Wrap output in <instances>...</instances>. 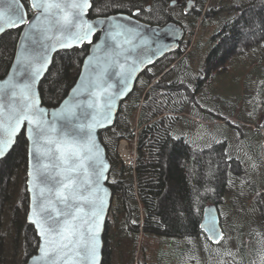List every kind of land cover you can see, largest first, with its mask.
I'll return each mask as SVG.
<instances>
[{
    "label": "trees",
    "instance_id": "trees-1",
    "mask_svg": "<svg viewBox=\"0 0 264 264\" xmlns=\"http://www.w3.org/2000/svg\"><path fill=\"white\" fill-rule=\"evenodd\" d=\"M22 1L31 15L29 0ZM170 1L93 0L90 13L94 17L125 12L159 25L173 19L188 29L193 46L196 41L204 40L201 31H207L204 45L211 46L205 48L206 65H216L209 72L211 83L222 86L219 92H205L207 89L199 82L195 86L189 83L192 82L190 59L195 50L183 57L179 54L173 57L180 50L167 54L139 78L135 90L122 102L115 125L101 131V140L112 163L109 185L114 193L105 245L112 241L119 246L114 239L116 234L127 237L130 264H134L136 257L140 264L143 253H147L144 264H176L178 252L182 251L178 240L188 237L195 242L202 238L209 246L217 245L219 250L210 249L209 256L212 260L216 257L218 262L219 245L228 233L227 223L221 212L225 236L221 243L212 245L201 229L205 206L217 203L221 210L227 198L238 200L241 196V200L245 196L246 192L238 194L239 186H245L237 185L239 176L232 172L236 162L244 164L243 157L252 168L259 169L258 177L263 179L264 175V0H244L232 6L229 15L219 18L215 17L222 14L220 0H202L209 3L210 9L197 14L192 25L168 13ZM20 32L21 28L14 29L0 37V77L12 65ZM89 50L90 45L84 44L56 55L41 84L44 104L56 106L63 100L76 82ZM156 65L161 67L148 76ZM224 102L228 103L227 109ZM218 114L229 125H224L223 119H216ZM223 127L233 140L238 137L243 154L231 152L226 141L219 140ZM137 129L136 165H126L118 145L123 138L133 143ZM27 169L28 143L22 134L11 153L0 161V264H25L38 249L37 233L27 222ZM254 180L255 176L251 181ZM168 186H172V191L166 192ZM141 210L148 228L142 233ZM247 232L249 235H237L242 252L245 248L241 237L254 235L251 230ZM110 250L111 246L105 249L104 264H109ZM227 259L230 263L236 260Z\"/></svg>",
    "mask_w": 264,
    "mask_h": 264
},
{
    "label": "water",
    "instance_id": "water-1",
    "mask_svg": "<svg viewBox=\"0 0 264 264\" xmlns=\"http://www.w3.org/2000/svg\"><path fill=\"white\" fill-rule=\"evenodd\" d=\"M29 5L31 15L22 0H0V37L21 28L12 65L0 77V161L24 134L27 222L39 238L25 264H104L114 193L101 131L115 125L139 78L181 49L187 30L175 20L152 24L125 12L92 17L93 0ZM194 5L189 0L187 10ZM84 44L90 50L76 82L58 105L44 104L41 84L56 55ZM201 229L211 242L223 240L217 203L205 206Z\"/></svg>",
    "mask_w": 264,
    "mask_h": 264
},
{
    "label": "rangeland",
    "instance_id": "rangeland-1",
    "mask_svg": "<svg viewBox=\"0 0 264 264\" xmlns=\"http://www.w3.org/2000/svg\"><path fill=\"white\" fill-rule=\"evenodd\" d=\"M244 0H220L221 4V10L222 14L217 15L215 18L224 17L226 15H229L231 13L230 9L232 6H235L236 4L242 3ZM209 3H204L202 0H198V3L194 6L191 13H186L183 11L181 7L172 9V15L174 18L182 19L187 24L192 25V21L194 20L195 16L197 14H204L207 10H209ZM200 22V21H199ZM185 39L182 42L180 53H177L176 55L173 54V57L176 58L177 55L183 57L186 55L190 50L194 51L195 53L193 57H191L190 61L192 63L191 65V81L189 83L200 84V86H205L204 88L207 89L205 92H219L222 88L221 85H219L217 82L216 84L211 83L212 82V75H209L210 70H214L216 68V65H213V63L206 65V54H205V48H209L211 45H204L206 44L205 36L208 35L207 31L203 30L200 33V37H202L204 40L196 41L195 46H193V39L189 40V32L188 29ZM186 47V49H183V47ZM209 53V50H208ZM208 55V54H207ZM177 62V61H176ZM173 63V64H176ZM161 66L156 65L152 70H149L148 76L154 74L156 71L159 70ZM217 70V69H216ZM215 72H218L215 71ZM221 73V72H220ZM215 77L214 79H216ZM161 79V76H159L158 80ZM219 79V78H217ZM208 80V82H207ZM222 81V80H221ZM224 83V81H222ZM235 100L236 97H232V100ZM223 106L227 109L228 103L224 102ZM216 116V114H213ZM216 119H223L225 121L224 125L228 124L229 121L224 119V117L221 116V114H218V117ZM195 121H199L197 118ZM219 121V120H218ZM232 127V124H230ZM235 127V125H233ZM233 128V127H232ZM237 129V127H235ZM223 131L220 132V139L226 141V147L228 149H231V152L233 153H241L242 151L239 142L238 137H235L233 140L231 137H229L225 131L224 127L222 128ZM241 130V129H240ZM232 132V131H231ZM229 137V138H228ZM232 139V140H230ZM119 152V151H118ZM120 154V153H119ZM120 157L122 158L121 154ZM244 158V164H241L239 162H236V165H233L232 172L236 174V176H239L237 180L238 184H244L245 188L242 186H239L240 190L238 194H242L243 192H246L245 196H242V199H240L241 196L238 197V200L234 198V200L231 199V197L227 198L225 203L223 204L224 207L221 208L220 213L223 212V217L226 219V229H228V233L226 235V240L223 242L220 246V253L217 257L212 260L209 256V250L212 251L219 250L218 246L213 245L217 243L211 242L213 246H209L202 238H197L196 242L194 238L188 237L184 239L178 240V245L182 247V251L178 252L177 256V262L176 264H253V261H256V264H262L261 262H264V182H261L260 177L257 176V172L259 169H254L251 167L249 161ZM259 174V173H258ZM256 177V180L251 181L253 177ZM227 179V178H226ZM264 181V175L263 179ZM234 181V183H237ZM172 187V186H171ZM170 186L167 187L166 192L172 191L173 188ZM238 188V187H237ZM238 188V189H239ZM233 197V196H232ZM114 201V198H113ZM237 201V205H236ZM233 204V205H232ZM113 205V204H112ZM245 207H250V209H246ZM141 221L139 225L140 233L146 232L148 228L145 224V213L141 210ZM222 214V213H221ZM247 230H251L254 235L252 234L248 237ZM240 233L247 234L244 235L241 240V243L243 244L245 251L242 252L239 245L237 244V235L239 236ZM145 235V234H144ZM207 235V234H205ZM208 237V236H207ZM108 238V237H107ZM143 236L140 237V241ZM115 241L118 240V245L115 246V244L111 241L106 243L105 249L109 250L111 246L110 253L108 252L107 260L109 264H130L131 263V249L128 247V240L127 237H124L120 234L114 235ZM117 239V240H116ZM147 236L145 235V243L147 244ZM222 242V241H221ZM220 242V243H221ZM193 243V244H192ZM141 242L139 243V247ZM151 246V245H150ZM149 251L151 252V257L153 258V252L152 247ZM154 246V245H153ZM138 247V249H139ZM166 248V247H165ZM187 249V251L185 250ZM228 251V253L225 254V252ZM147 253H143L140 255V264L145 263V257ZM227 257L235 258L236 260L232 261L230 263V260L227 259ZM156 259V256H155ZM137 257L134 261V264H137L136 262ZM229 260V263H228Z\"/></svg>",
    "mask_w": 264,
    "mask_h": 264
},
{
    "label": "built area",
    "instance_id": "built-area-1",
    "mask_svg": "<svg viewBox=\"0 0 264 264\" xmlns=\"http://www.w3.org/2000/svg\"><path fill=\"white\" fill-rule=\"evenodd\" d=\"M135 135L134 142H132L128 139H122L119 144V152L122 156L123 162L126 165H136V160H137V133Z\"/></svg>",
    "mask_w": 264,
    "mask_h": 264
},
{
    "label": "flooded vegetation",
    "instance_id": "flooded-vegetation-1",
    "mask_svg": "<svg viewBox=\"0 0 264 264\" xmlns=\"http://www.w3.org/2000/svg\"><path fill=\"white\" fill-rule=\"evenodd\" d=\"M173 1V0H172ZM172 1H170L169 2V4H168V13L169 14H172V9H174V8H179V7H181L182 9H183V11H185L186 13H191V11H192V9L194 8H192L190 11H188L187 10V2L189 1V0H177V3L175 4V5H171V2ZM198 3V0H195V5ZM194 5V6H195ZM151 8V5H148V9H150ZM28 10V9H27ZM173 20V19H172ZM171 21V20H170Z\"/></svg>",
    "mask_w": 264,
    "mask_h": 264
}]
</instances>
